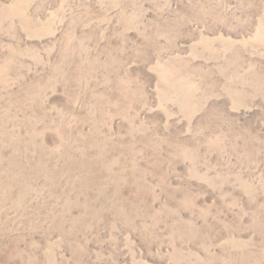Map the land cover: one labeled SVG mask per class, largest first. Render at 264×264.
Instances as JSON below:
<instances>
[{"label":"rangeland","instance_id":"1","mask_svg":"<svg viewBox=\"0 0 264 264\" xmlns=\"http://www.w3.org/2000/svg\"><path fill=\"white\" fill-rule=\"evenodd\" d=\"M0 264H264V0H0Z\"/></svg>","mask_w":264,"mask_h":264}]
</instances>
